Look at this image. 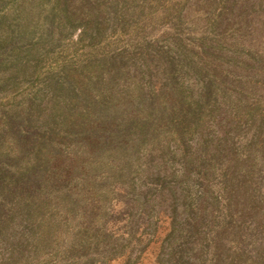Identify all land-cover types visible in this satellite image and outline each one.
I'll use <instances>...</instances> for the list:
<instances>
[{"label": "trees", "instance_id": "1", "mask_svg": "<svg viewBox=\"0 0 264 264\" xmlns=\"http://www.w3.org/2000/svg\"><path fill=\"white\" fill-rule=\"evenodd\" d=\"M169 1L176 3L169 8L167 0H0V224L6 216L2 206L11 202L12 196H23L22 209L31 215L42 208V202L29 203L26 199L32 198L30 191L48 190L51 202L62 194L68 206L83 198L80 188L89 182L77 174L72 177L68 168V176L60 175L54 166L60 158L70 156L65 143L77 146V153L85 150L91 155L101 143L102 149L114 146L111 150L121 158L120 168L131 171L136 167V158L140 159L142 144L157 150L156 145L165 140L163 136L147 145L149 137L159 131L152 126L156 122L172 125L181 137L192 125L206 122L204 114L213 116L222 108H244V116L251 117L252 123L263 119L264 104L252 99L256 89L253 78L247 75L249 63L241 64L247 61L243 57L237 62L232 59L238 57V49L245 48L249 56L261 54L252 51L250 44L245 45L243 38L250 35L246 31L251 32L253 15L264 18V0H252L250 5L245 0ZM196 1L199 7L194 18L189 12L191 3ZM159 14L171 26L155 40L144 38L130 43L129 48H144L139 58H127L125 52H106L72 63L60 57L66 49L65 39L76 27L82 29L79 44L95 48L111 34H128L131 24L153 25ZM187 19L189 29L185 27ZM221 27L229 28L217 33ZM227 31L234 32L240 40L227 42ZM169 35L176 40L164 52L157 43ZM180 37L195 43L183 46ZM154 45L155 51L149 52ZM226 46L232 49L231 54L224 49ZM51 59L55 68L43 76L41 68ZM151 64L164 74L160 82L164 96L158 102V93L145 90L139 83L142 71L151 72L142 67ZM187 67L198 75L199 84L195 85L199 88L198 102H189L190 105L183 95L185 84L181 76ZM40 82L43 86L47 83V88L53 85L51 92L39 94L43 90L37 88ZM22 85L28 88L27 92L21 91ZM241 96L250 98L242 101ZM182 109V115L173 116L172 112ZM138 117L143 121L138 123ZM37 119L51 121L53 126L47 132L44 125L32 124ZM262 125L257 124L260 128ZM113 126L116 128L109 132ZM133 126L141 130L139 137L134 131L130 134ZM126 135L132 136L122 142ZM200 139L206 159L218 154L225 143L214 136ZM252 144L251 138L242 148L247 150ZM255 152H260L259 147ZM239 156L238 152L232 153L238 160ZM219 159L215 156L218 167ZM34 218L37 216L30 217ZM48 248L45 242L43 251Z\"/></svg>", "mask_w": 264, "mask_h": 264}, {"label": "rangeland", "instance_id": "2", "mask_svg": "<svg viewBox=\"0 0 264 264\" xmlns=\"http://www.w3.org/2000/svg\"><path fill=\"white\" fill-rule=\"evenodd\" d=\"M245 1L247 5L252 3ZM167 3L170 8L176 2ZM198 7L197 1L191 3V17L195 18ZM253 16L251 32L245 30L250 35H245L243 42L261 54L249 56L245 48L238 49V57L232 61H241V57L247 60L241 64L249 63L247 75L253 78L256 89L252 99L264 104V18ZM154 20L153 25L131 24L128 34H111L95 48L79 44L82 29L78 25L65 39L66 49L60 57L72 63L106 52H125L127 58H139L144 48L128 45L140 39L155 40L171 26L161 14ZM189 20L185 25L188 29ZM227 28L216 32L221 34ZM225 37L227 42L240 40L230 31ZM174 40L171 35L161 38L157 47L165 52ZM182 40L175 42L186 47L195 43ZM153 48L149 52L155 51V45ZM224 49L232 53L231 48ZM55 65L53 59L44 62L41 74L44 76ZM145 67L151 72L142 71L139 83L145 90L157 92L158 102L164 96L160 87L164 74H159L153 64L142 69ZM189 69H183L181 76L185 84L183 95L190 105L189 102H198L199 88L195 86L198 75ZM234 71L237 74L239 68ZM40 84L37 88L43 90L39 94L52 90L53 85L47 88ZM20 88L28 91L24 85ZM249 98L241 96L240 100ZM172 114L180 116L183 109ZM244 114L240 107L222 108L208 117L204 114L206 122L192 125L181 137L172 125L156 122L152 126L159 131L149 137L147 145L163 136L165 140L156 145L157 150L142 144L140 159L136 158V167L131 171L120 168L121 158L111 150L114 146L105 150L101 143L91 155L85 150L77 153V146L65 143L70 156L60 158L54 166L60 175H65L68 168L72 177L77 174L89 182L87 188H80L83 198L68 206L62 194L51 202L48 190L30 191L32 198L26 199L29 203L42 202V208L31 215L22 209L25 198L12 196V201L2 206L6 216L0 224V264H264V117L259 121L263 124L260 128L259 122L252 123L251 117ZM141 119L138 117L137 122ZM32 124L44 125L47 132L53 126L51 121L38 119ZM133 127L130 134L134 131L139 137L141 130ZM131 136L121 138L122 142ZM200 136H214L225 142L215 155L221 160L219 167L215 156L206 159ZM251 138L252 146L242 148ZM256 147L259 153L255 152ZM234 152L240 155L239 160L232 157ZM34 215L37 218L30 219ZM45 242L49 248L43 251Z\"/></svg>", "mask_w": 264, "mask_h": 264}]
</instances>
